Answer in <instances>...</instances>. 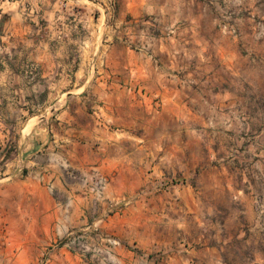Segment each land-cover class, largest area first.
<instances>
[{"label":"crops","instance_id":"1","mask_svg":"<svg viewBox=\"0 0 264 264\" xmlns=\"http://www.w3.org/2000/svg\"><path fill=\"white\" fill-rule=\"evenodd\" d=\"M178 1L0 0V264H35L45 246L102 213L105 203L71 177L105 170L122 139L120 111L132 116L123 134L136 136L138 95L151 97L148 108L167 110L166 98L179 94L183 29L156 37L151 55L132 48L146 35V17L164 25ZM103 231L150 248L131 214L112 216ZM198 241L195 264H233L220 247ZM116 249L118 262L145 264ZM88 261L65 247L53 257V264Z\"/></svg>","mask_w":264,"mask_h":264},{"label":"rangeland","instance_id":"2","mask_svg":"<svg viewBox=\"0 0 264 264\" xmlns=\"http://www.w3.org/2000/svg\"><path fill=\"white\" fill-rule=\"evenodd\" d=\"M166 19L147 16L146 35L132 48L151 55L156 37L183 29L179 94L166 98L167 110L148 108L151 97L138 95L135 137L123 134L132 116L120 111L122 139L105 170L71 177L88 190L98 175L108 178L105 197L94 196L105 203L102 213L45 246L35 264L53 246L48 264L62 247L90 264H123L118 245L145 264H195L199 237L220 247L226 262L264 264V0H179ZM124 213L149 249L104 234L106 221Z\"/></svg>","mask_w":264,"mask_h":264},{"label":"built area","instance_id":"3","mask_svg":"<svg viewBox=\"0 0 264 264\" xmlns=\"http://www.w3.org/2000/svg\"><path fill=\"white\" fill-rule=\"evenodd\" d=\"M136 46L139 49H147L148 50V46L146 45V43H142V44H136ZM108 185H109V181L108 178L105 175H98L96 181L93 183V185H91V191L93 192L94 196L96 198H103L105 197L107 190H108ZM76 243V237H69L66 241V245L70 246L72 244ZM53 248H55V246L50 247L46 250V252L44 253L43 258L41 259V261L39 262V264H48L49 262H51V252L53 250Z\"/></svg>","mask_w":264,"mask_h":264}]
</instances>
